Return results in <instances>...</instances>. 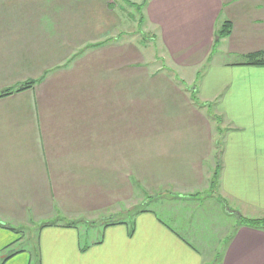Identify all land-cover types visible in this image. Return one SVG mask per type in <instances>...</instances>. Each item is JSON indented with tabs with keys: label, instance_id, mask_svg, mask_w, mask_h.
<instances>
[{
	"label": "crops",
	"instance_id": "1",
	"mask_svg": "<svg viewBox=\"0 0 264 264\" xmlns=\"http://www.w3.org/2000/svg\"><path fill=\"white\" fill-rule=\"evenodd\" d=\"M113 2L0 0V264H264V228L238 223L264 217V66L250 64L264 0ZM216 21L231 33L216 39ZM123 57H171L195 78L211 57L196 91L222 148L187 100L138 120L154 103ZM217 152L218 194L204 166ZM138 179L158 189L148 206L110 220L139 205Z\"/></svg>",
	"mask_w": 264,
	"mask_h": 264
},
{
	"label": "rangeland",
	"instance_id": "2",
	"mask_svg": "<svg viewBox=\"0 0 264 264\" xmlns=\"http://www.w3.org/2000/svg\"><path fill=\"white\" fill-rule=\"evenodd\" d=\"M116 2H113L114 5H119L118 4V0H114ZM125 9L128 11L129 10V6L124 5ZM222 10V9H221ZM221 13H223L221 11ZM214 15V13H212L210 15V17H212ZM128 17V16H127ZM229 20V19H228ZM225 22V14L223 15V19H222V23ZM221 23V25H218V22H215V26H217V29L219 28V26H221L219 29L222 28L221 31L216 32V34L214 35V37L217 39L218 35L221 38L225 37V34L231 33V28H228L227 30L226 27ZM218 29V30H219ZM127 33V34H125ZM129 30H123V40L129 38ZM231 56V55H230ZM235 57H241V56H235ZM130 58V57H129ZM136 58V57H135ZM171 58V57H170ZM169 57H155L153 59V57H139L137 59L132 60L131 62H129V60L124 61V57H123V70L129 69L128 65H131L130 63H132V69L134 71H136V77H137V89L139 92V97L141 96L140 100L145 99V102L147 104V106L151 107L152 102L154 103V109L153 110H147V112L145 110H142L144 107L139 105V109H137V119H148L149 116L147 115L152 113V117H159V119H161V106H163L167 100L169 101V113H171V115L173 113H176V109H171V108H179L180 104L183 103L185 100H187V104L192 105L193 108L198 109V110H202L204 111V113H206L204 116L206 117V119L208 120V122L210 124H212V128H211V132H214L216 134V136L218 135V141L216 142V145L214 147L215 151H219V149H221L222 147V135H223V131H224V127H222V118L220 117L219 114H217L215 112V108H214V104H206V102L201 101L199 95L197 94L196 88L198 85V79L199 76L202 75V73H205V69L206 66L208 64H210L209 59L211 57H207V59H205L204 61L201 62L200 64V69L197 72L198 77H187V76H179L176 75V70H175V64H173V62L170 60ZM192 65V64H191ZM136 66V68H135ZM192 67L190 65H184V66H177V70H182L184 73L188 72V69H191ZM164 73L167 75V77L163 74L160 75H156L155 78H148V75L151 73ZM179 74V72H178ZM146 77V78H145ZM169 81L168 84H166L165 80L166 79ZM147 80V81H146ZM164 81L165 86H162L154 92H152V90L149 88L148 85H150V83L152 81H155L153 83L154 86H158V81ZM173 81V82H172ZM124 82V81H123ZM177 88V90L175 89ZM146 89L148 90V94L147 96L144 97V95L140 94V93H147ZM167 94H166V92ZM192 94V95H191ZM185 96V97H184ZM186 98V99H185ZM160 108V109H156ZM182 108V105H181ZM207 108V109H205ZM169 116V115H168ZM169 117H174V116H169ZM139 125V137L140 136H144L147 133L150 132H155L157 130H164L167 132H171V129L176 130L177 125H172V126H141ZM154 128V129H153ZM227 133V131H226ZM217 146V147H216ZM144 150L140 151L139 150V154L143 153ZM221 158H220V152L218 154H214V156L211 158V160H205L204 162V166L207 167V173H209L210 176V180H209V190H205L206 192L210 191L211 193H213L214 191L217 193V189L215 188L217 186V183L219 181V171H220V162ZM124 164V163H123ZM107 165H113V162H109L107 163ZM101 182L104 183V179L101 178ZM138 182V190H137V200L139 202V205L134 208L131 209L129 212L127 213H121V214H115L112 217H109L110 220H125V219H130L132 218L133 214L137 211H139L141 208H145L146 206H148V204L146 203V201L153 196V193L155 191H157L158 189L154 190H148V191H143L141 188V180H137L136 183ZM102 192H103V188H102ZM202 192H199L198 194H201ZM216 193H214L216 195ZM157 194H159V192H157ZM218 194V193H217ZM106 195V194H105ZM208 195V194H206ZM212 195V194H211ZM213 196V195H212ZM236 213V211H235ZM104 216H106L105 214L102 215L100 217V219H102ZM238 217V215H235V218ZM245 218H249V217H245ZM249 219H264V217H257V218H249ZM241 220L238 221V223ZM240 224H242L240 222ZM29 232V231H28ZM27 233V231H26ZM33 233V232H32ZM29 234H27L28 236ZM28 241V240H27ZM23 245V244H22ZM21 246V245H20Z\"/></svg>",
	"mask_w": 264,
	"mask_h": 264
},
{
	"label": "trees",
	"instance_id": "3",
	"mask_svg": "<svg viewBox=\"0 0 264 264\" xmlns=\"http://www.w3.org/2000/svg\"><path fill=\"white\" fill-rule=\"evenodd\" d=\"M264 52H255L250 55V64L264 66ZM242 224H247L257 228H264V219L241 218Z\"/></svg>",
	"mask_w": 264,
	"mask_h": 264
}]
</instances>
